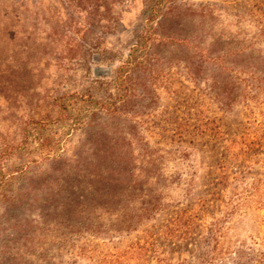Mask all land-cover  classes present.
I'll return each mask as SVG.
<instances>
[{
	"label": "rangeland",
	"instance_id": "obj_1",
	"mask_svg": "<svg viewBox=\"0 0 264 264\" xmlns=\"http://www.w3.org/2000/svg\"><path fill=\"white\" fill-rule=\"evenodd\" d=\"M201 4L264 28V0H0V264H264V90L218 104L168 55L137 65L141 29ZM99 135L172 151L166 205L58 243L41 200Z\"/></svg>",
	"mask_w": 264,
	"mask_h": 264
},
{
	"label": "trees",
	"instance_id": "obj_2",
	"mask_svg": "<svg viewBox=\"0 0 264 264\" xmlns=\"http://www.w3.org/2000/svg\"><path fill=\"white\" fill-rule=\"evenodd\" d=\"M245 18L215 4L177 12L169 5L149 28L141 29L136 46L143 54L136 63L168 55L218 104H236L250 92L264 90V28L248 19L245 23ZM84 144L92 152L74 155L72 169L62 166L53 198L45 195L40 203L41 223L54 228L58 243L74 231L132 230L166 205L162 162L171 150L112 135ZM124 144L141 154L129 156ZM49 212L53 217L48 220Z\"/></svg>",
	"mask_w": 264,
	"mask_h": 264
}]
</instances>
